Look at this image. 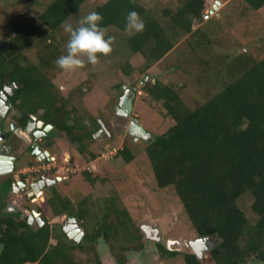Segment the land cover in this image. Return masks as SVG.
<instances>
[{
    "label": "trees",
    "instance_id": "16d2710c",
    "mask_svg": "<svg viewBox=\"0 0 264 264\" xmlns=\"http://www.w3.org/2000/svg\"><path fill=\"white\" fill-rule=\"evenodd\" d=\"M86 1L54 0L36 17L24 12L10 19L12 35L0 44V69H13L15 79L23 84L20 90L43 101L40 105L49 120L61 130L72 129L66 123L71 114L72 123L77 125L79 119L75 120L77 109L64 99L57 105L52 92L54 87L47 74L58 67L55 60L65 51L48 37ZM237 1L242 13L249 10L264 15V0ZM211 2L180 0L176 8L157 4V10L152 6L147 10L143 0H106L93 10L103 15L105 30L114 27L127 31V12L135 9L140 13L145 28L126 37L125 45L131 55L144 59L141 73L160 62L174 47L185 44L192 54L203 50L204 56L197 59L201 67L206 66L205 73L209 75L210 68H216L212 72L217 79L226 78L215 93L194 108L159 80L145 83L143 101L147 110L162 109L173 122L164 132L148 137L149 142L142 140L146 144L144 153L156 187L174 191L193 229L203 236L214 234L219 238L214 252L217 264H245L249 259L264 263V50L254 53L250 49L253 42L243 49L234 47L216 53V42L231 30L221 26L216 17L204 21V11ZM194 22L201 26L193 30ZM182 35L186 38L181 41ZM33 46L38 48L36 63L24 55ZM123 72L125 76L130 74ZM117 154L125 163L135 158L128 147L118 149ZM86 178L97 180L89 173ZM245 195L251 196L253 221L240 208ZM116 201V197L107 201L110 211L105 213V220L112 213L116 217L105 231L107 238L118 237L130 228L125 210L111 208L116 207ZM23 226L11 221L5 224L0 237V264H68L61 251L57 250L56 255L45 252L47 230L34 232ZM18 227H23V231Z\"/></svg>",
    "mask_w": 264,
    "mask_h": 264
},
{
    "label": "rangeland",
    "instance_id": "374dc122",
    "mask_svg": "<svg viewBox=\"0 0 264 264\" xmlns=\"http://www.w3.org/2000/svg\"><path fill=\"white\" fill-rule=\"evenodd\" d=\"M53 1L35 0L31 4H26L25 0H0V44L7 41L12 35L8 24L10 19L24 12L36 17ZM105 1L87 0L74 16L48 38L53 40L55 45H58L60 50L66 53L69 33L65 31V25L79 23L84 15L89 11H93L95 5ZM179 1L143 0V4L147 10H150L149 7L151 6L156 8L155 5L157 4L176 8ZM214 2L215 0H212L207 10L204 11V21L216 17L221 26L231 30L225 37L216 42V53L225 50L230 51L234 47L243 49L244 45L248 46L253 42H255V45L250 49L254 53L264 50L263 14L249 10L242 13L241 4L237 0H221L222 6L219 10L207 17ZM200 26L201 23L194 22L192 29L195 30ZM133 32L110 27L105 30L106 37H113L111 42L112 51L107 56L102 55L96 64H86L83 68L73 72H65L55 66L47 74L54 87L52 92L56 95L57 105H60L61 100L64 99L74 106L78 112V117H75V120L79 119L76 123L78 126L81 125L82 130H85L84 132L94 133L95 125H99L98 121H101L106 130L105 132L109 133L107 135V133L102 132L98 137L95 135L93 138L86 139L81 157L75 158L79 165L76 168L77 171L69 174L68 181H71V178L77 175L78 177H75L74 180L78 179L76 182L82 184L83 178L79 174L84 175V169L89 166L88 164L91 161H95L93 166L97 180L94 185L86 188L82 187L86 191L81 195H77V192L80 193L79 191L82 189H72L71 185L66 191L70 194L74 192L73 190L77 191L76 194H72L75 201L86 197L87 206H92L94 211L103 207L105 212H109L110 207H107V200L105 199L111 196V198L116 197V207L111 206V208L123 209L128 214L129 219L126 218V220L130 227L127 228L129 235H140V226H145L152 231L158 228L159 235L165 237L171 234L169 231L171 230V224H174V217L177 212L180 213L177 217L178 221H181L187 227L182 230L188 235H194L195 230L183 213L174 191L171 188L159 189L156 187L149 162L145 156V142H149L147 138L164 132L168 126L172 125L173 121L165 116L162 109L154 112L147 110L143 101L146 93L143 88L145 83L150 80L152 82L159 80L174 89L188 107L194 108L215 93L218 90L217 88L220 87V83L225 81L226 78L219 76L218 80L217 75L212 72L217 70L216 68H210L209 75L205 73L206 66L201 67L197 59L198 56H204L203 50L192 54L189 46L185 44L182 47L177 44L178 46L174 47L160 62L141 73L139 68L144 66V59L139 55H131L125 45L126 37ZM184 38L186 36L182 35L181 41ZM37 52L38 48L33 46L25 51L24 55L29 62L36 63L38 60ZM127 63L131 65L132 69L125 66ZM124 70L130 73L129 76L124 75ZM32 94L31 92H25L23 96L28 99L26 108L36 110L35 108L39 107L36 104H42L43 101L36 102L34 96H31ZM120 103L123 104L121 107L119 106ZM71 115L70 121L72 122L74 116ZM80 118L84 121L79 122ZM130 123L134 126L127 135L126 127L131 125ZM138 132L144 136V139L138 135ZM145 139L146 141L142 142ZM74 147L75 152L79 146L76 144ZM123 147H128L135 156L131 163H125L118 154L114 155L113 148L122 149ZM53 148L59 155L69 151L67 146L58 142ZM250 197L245 195L239 203L247 218L253 221L255 216L251 212L252 200ZM100 214L103 213L100 212ZM100 214L97 217L94 215L92 217L88 216V222H91L92 226L97 225L99 227L106 223L103 226L109 227L110 223H114V220H116V217L112 216L113 213L107 220ZM122 217L119 216V220ZM123 236L124 238L128 237L121 232L120 237L123 238ZM143 239L146 241L144 244L149 256V253L154 250L153 241L146 239V236ZM129 242L131 243V241ZM100 244L103 245L102 242H99V246H101ZM98 248L102 254L103 247ZM106 250L107 248L104 251ZM70 254L72 264H83L82 256L75 251L73 252V250ZM112 262H115V260L112 259ZM245 264L264 263L256 259H249Z\"/></svg>",
    "mask_w": 264,
    "mask_h": 264
},
{
    "label": "flooded vegetation",
    "instance_id": "af4514ba",
    "mask_svg": "<svg viewBox=\"0 0 264 264\" xmlns=\"http://www.w3.org/2000/svg\"><path fill=\"white\" fill-rule=\"evenodd\" d=\"M12 70L0 69V237L8 221L24 224L25 228L34 232L47 230L45 252L56 255L57 250L61 251L68 264L73 262L70 256L72 250L82 256L83 264H217L214 252L219 238L214 234L203 236L196 231L194 235H188L182 230L187 228L185 224L178 221L179 212L174 217V224H171V234L165 237L159 235L158 228L152 231L140 226V235H129L126 229L123 233L127 238L120 235L107 238L105 231L109 227L92 226L88 216L97 217L100 212L103 213L101 216H105L104 208L94 211L92 206H87L86 197L75 201L72 194L77 191L73 190L70 194L66 190L70 185L72 189L94 185L96 180L88 181L86 175L96 176L95 161L84 169V175L79 174L83 178L82 184L76 182L78 179L74 180L77 175L72 176L71 181L68 179L69 174L77 171L79 165L75 158L81 157L86 139L95 135L98 137L102 132L109 133L105 132L101 121L95 125V132H89L91 134L88 136V131L84 132L81 125L68 120L66 123L72 129L61 130L55 121L49 120L45 108L38 103H35L39 106L36 110L29 111L26 108L28 99L23 96L25 92L20 90L23 84L15 79ZM35 100L40 101L39 98ZM122 105L119 104L120 107ZM83 121L81 119L79 122ZM47 125L51 126L48 130L45 129ZM129 126L126 127L127 135L130 133ZM16 130L23 136L16 134ZM138 135L144 139L141 133ZM57 142L67 146L70 152L59 155L53 148ZM76 144L79 147L74 152ZM113 150L115 155L118 149ZM85 191L82 189L77 195ZM23 227L18 229L23 231ZM143 236L153 241L154 248L144 258L141 257L146 249ZM99 242L103 243L100 244L102 254L98 248L101 249ZM170 242L175 243L171 245ZM2 248L0 242V252ZM105 248L108 251H104Z\"/></svg>",
    "mask_w": 264,
    "mask_h": 264
},
{
    "label": "clouds",
    "instance_id": "9594fccd",
    "mask_svg": "<svg viewBox=\"0 0 264 264\" xmlns=\"http://www.w3.org/2000/svg\"><path fill=\"white\" fill-rule=\"evenodd\" d=\"M103 15L98 11H89L77 26L65 25L69 33L66 53L59 55L55 63L62 71L73 72L86 64H96L100 57L112 51L113 37L105 35L102 25ZM125 27L134 32H142L145 22L135 9L129 10L125 17Z\"/></svg>",
    "mask_w": 264,
    "mask_h": 264
},
{
    "label": "water",
    "instance_id": "95a60500",
    "mask_svg": "<svg viewBox=\"0 0 264 264\" xmlns=\"http://www.w3.org/2000/svg\"><path fill=\"white\" fill-rule=\"evenodd\" d=\"M221 6H222V2H221V0H215L214 4H213L212 7L209 9V12H208V14H207V17H209V16L215 14V12H217ZM132 126H133V124H131V126H130V130H131ZM50 128H51L50 125H47V126L45 127L46 130H48V129H50ZM15 133L18 134V135H20V136H23V135L21 134V132L18 131V130H16ZM171 243H175V242H170V244H171ZM171 245H172V244H171ZM147 256H148V254H147V248H146V249L143 251V253L141 254V257L144 258V257H147Z\"/></svg>",
    "mask_w": 264,
    "mask_h": 264
}]
</instances>
